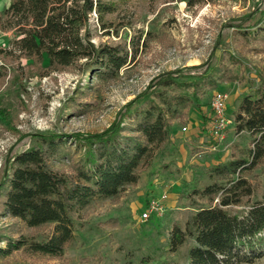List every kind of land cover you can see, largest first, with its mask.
Wrapping results in <instances>:
<instances>
[{
    "label": "rangeland",
    "instance_id": "1",
    "mask_svg": "<svg viewBox=\"0 0 264 264\" xmlns=\"http://www.w3.org/2000/svg\"><path fill=\"white\" fill-rule=\"evenodd\" d=\"M10 2L0 0V16ZM121 4L117 13L125 25L118 28L119 34L106 35L92 26L96 45L140 40L132 63L113 79L95 77L83 71V66L52 71L47 61L0 53L4 64L0 67V108L8 113L7 118L0 117V264H138L146 256L155 262L189 264L194 239L187 236L173 251V230H186L197 209L209 205L208 198L198 193L212 183L209 169L244 157L252 144L251 136L238 132L234 120L242 97L264 78V39L250 35V28L252 33L257 29L254 23L264 18V0H125ZM15 37L14 31L2 30L0 48L9 47ZM196 65L201 67L185 70ZM210 66L218 67L225 77L217 88L200 93L203 114L194 104L185 108L181 118L173 121L171 141L157 152L151 165L139 169V182L117 197L96 199L75 218V237L61 256L35 251L26 244L9 249L11 241L23 236L28 242L42 241L53 228H31L7 215L5 176L11 173L13 156L37 146L42 135L101 132L145 91L132 109L147 107L153 90L162 89L156 83L161 73L177 69L194 73ZM215 91L228 94L231 120L224 136L216 140L207 134ZM132 118L128 114L126 120ZM75 146L69 137L68 149L73 152ZM53 164L66 172L73 168L70 157ZM247 178L255 186L254 195L241 205L227 207L230 212L242 213L262 197L264 164ZM162 194H167L163 210L142 220L149 198ZM254 264H264V257Z\"/></svg>",
    "mask_w": 264,
    "mask_h": 264
},
{
    "label": "trees",
    "instance_id": "2",
    "mask_svg": "<svg viewBox=\"0 0 264 264\" xmlns=\"http://www.w3.org/2000/svg\"><path fill=\"white\" fill-rule=\"evenodd\" d=\"M122 1L125 0H11L0 16V28L14 31L16 37L9 47L0 48V53L19 54V58L39 63L47 61V69L52 71L83 66V71L95 77L113 79L132 63L140 40L134 37L119 44L96 45L92 26L105 30L106 35L112 31L119 34L118 28L125 25L117 13ZM254 26L257 29L252 33L250 28V35H262L264 39V18ZM183 71L161 73L156 83L162 89L151 92L154 98L148 106L132 109L147 94L145 91L103 131L42 135L37 146L13 156L9 161L11 173L5 176L9 183L3 202L7 215L31 228H53L42 241L28 242L23 236L11 241L9 249L26 244L35 251L61 256L65 245L75 237V218L83 210L96 199L117 197L139 182V169L151 165L157 152L171 141L173 121L192 104L203 114L200 93L217 88L225 77L215 66L201 72ZM152 85L153 82L149 88ZM128 114L133 115L132 120H126ZM0 117H8L1 108ZM206 118L204 115L203 120ZM234 124L238 132L246 131L252 138L246 155L209 169L212 183L198 191L208 198L209 205L197 209L187 221L186 230L177 227L172 233L173 251L187 236L194 239L189 264H254L264 257V193L242 213L227 210L254 195L255 186L247 174L264 164V78L240 100ZM69 137L75 141L73 152L67 147ZM64 157L73 162L71 172L53 164ZM138 264L177 263L155 262L146 256Z\"/></svg>",
    "mask_w": 264,
    "mask_h": 264
},
{
    "label": "built area",
    "instance_id": "3",
    "mask_svg": "<svg viewBox=\"0 0 264 264\" xmlns=\"http://www.w3.org/2000/svg\"><path fill=\"white\" fill-rule=\"evenodd\" d=\"M2 30L0 28V35ZM3 61L0 58V67H2ZM228 101L229 96L225 92L215 91L213 94L211 108L212 116L210 119V125L207 130L209 137L213 139H220L224 136V132L231 123V120L228 117ZM184 130H187V127H184ZM167 198V194H162L160 197H150L147 206L144 212L141 214V219L146 220L154 213H160L164 208V202Z\"/></svg>",
    "mask_w": 264,
    "mask_h": 264
}]
</instances>
